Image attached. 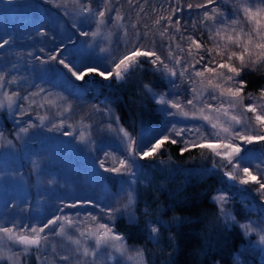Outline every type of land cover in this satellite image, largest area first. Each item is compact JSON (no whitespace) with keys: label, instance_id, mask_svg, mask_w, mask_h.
Wrapping results in <instances>:
<instances>
[{"label":"snow or ice","instance_id":"6c2138e0","mask_svg":"<svg viewBox=\"0 0 264 264\" xmlns=\"http://www.w3.org/2000/svg\"><path fill=\"white\" fill-rule=\"evenodd\" d=\"M13 0H6V3L11 4ZM131 0H129V3ZM216 3V0H206L205 3H187V9H205L203 14L197 13L199 24L208 32V43L202 42L203 33L200 38H197L193 33L197 31L198 25L193 19L191 23V31L187 22L181 26V18L174 16L177 12L183 11L179 7L177 0V8L173 9L167 17L161 15L154 23L160 25L161 21H166L167 26L158 33L163 40L168 37L169 42H161L159 49L156 47V41L153 39L151 47H145L143 40L148 39L150 32L143 33L137 31L133 33L134 41H129L125 46V51L120 57L113 60L111 67H104L101 70L100 64L85 65L79 69L72 62H67L65 58L60 57L59 53L50 54L49 61L63 65L65 69L77 81H84L86 77L98 75L105 80H111L113 77L116 80L124 81L131 73L141 68L146 62L152 66L155 72L161 73L167 79L170 85L168 92L156 93L145 84L144 89L152 95L156 103L161 107V111L166 116L181 117L185 120L200 121L201 123L194 124L190 127L177 128L175 124L164 129L159 135L152 140L145 142L144 140L137 141L132 134L123 127L111 129L118 135H121V141L124 145L123 152L125 155L117 158L113 156L112 166L105 167L103 161L100 162V167L108 173H113L118 176H127L132 179L125 181L129 184V189L125 191L127 203L121 207L126 211L135 204V189L132 185L138 173L142 172V167L137 164V159L148 160L155 159L160 153L163 145L166 142L183 145L181 152H188L193 148L207 150L211 155L220 157L223 164L222 168H229L224 175L231 181L239 185L255 184V191L264 199V182L258 179L250 170L252 160L257 157V153L253 149H247L244 146L252 145L253 143L264 142V88L259 91V96H254L252 93H247V99L250 101L245 104V92L247 81L242 78L248 71L256 70L260 65H264V0H239V7L236 12L232 13L231 21L224 13L218 11V7L209 9V5ZM223 3V0H221ZM80 11L85 13L86 23L88 19H95V31H82L80 35L91 36L93 38L100 35V28L105 24V13L113 11L111 0H102L100 10H94L90 2L82 4ZM143 11V9H141ZM242 12L243 17L250 27L245 30L243 27H237L240 23V17L236 14ZM123 20L117 10L114 16L115 22ZM208 21L213 22V26L209 27ZM75 26V25H74ZM136 26L133 25V28ZM147 27V26H145ZM183 27V31H182ZM169 28L174 29V32L169 33ZM187 33V35H185ZM124 34L128 35V30L124 29ZM180 35V42H176V35ZM10 44V39L5 36L0 40V49ZM210 45V46H209ZM166 50V55L163 57L158 54V51ZM100 51L105 52L107 49L101 48ZM145 58V59H141ZM48 61H43L47 63ZM15 77L11 83H15ZM181 85H187L183 93L178 89ZM6 87L5 76L0 74V89ZM43 89L34 93H29L28 96H21L20 93L13 92L9 95L3 93V99L0 100V107L5 106L12 109L16 99L26 100L30 96L40 95ZM187 95L186 100H182V95ZM215 101V104L212 102ZM51 104L52 101H46ZM35 103V101H30ZM43 107V104L39 105ZM99 111V106H94ZM174 109L175 111H171ZM72 105L67 104L65 111H71ZM24 113V109L20 108ZM247 113L255 114L254 117H248ZM41 122L46 117L39 118ZM114 117V120H118ZM35 124H29L28 127L20 129L21 133H28L29 127H36ZM54 128L64 127L63 122L59 125H54ZM111 128V125H109ZM52 130V129H49ZM72 135L71 132L64 133ZM19 137V133L17 134ZM193 135L195 138H193ZM179 137L178 141L176 138ZM81 143L90 144L91 134L85 135L84 132L79 134ZM11 144V141L8 142ZM243 153V155H242ZM5 155L0 153V157ZM259 158L264 163V154H259ZM32 167L39 174L41 171L40 162L33 160ZM247 166H241L242 164ZM214 167H216L214 163ZM257 173L264 176V169L260 165H255ZM39 179V175H38ZM229 197L227 190L218 193L213 197V200L220 205V211L225 220H235L224 210V205L227 204ZM91 203V201H89ZM118 200H113L106 204L102 212L107 216L108 222H102L103 217L98 218L95 215L89 214L86 217L88 223L80 226V221L73 216L67 214L60 216L55 215L47 219L42 224L29 226L27 223L18 224L15 220L11 222V226L0 225V241H7L10 245L18 248L17 252L12 255H6L0 252V260L10 261L11 264H19L18 257L35 249L39 252L42 248H51L56 252L55 245L51 244L50 236H60L67 239L70 245H74L70 249L69 255H61L59 258L66 262H71L73 255H79L85 258L91 257L92 260H78L77 264H94L98 250L101 248L110 247L117 253L125 255L128 252L125 236L122 233L115 231L113 223L116 214L123 215L121 207H117ZM7 204V201H5ZM65 207H77L76 203L65 205ZM62 211V209H60ZM76 217L79 214H75ZM130 223H135L137 217L134 212H127ZM240 227L247 235L255 229L251 222L242 224ZM72 229L78 236L75 238L70 234ZM47 230V231H46ZM264 231V229H262ZM159 229L151 227L149 238L155 239ZM261 242H264V235L259 237ZM91 241V246L87 243ZM143 261V251L137 249L136 259ZM44 264H48V258L44 257ZM54 264V262H53ZM119 264V261H117Z\"/></svg>","mask_w":264,"mask_h":264},{"label":"rangeland","instance_id":"374dc122","mask_svg":"<svg viewBox=\"0 0 264 264\" xmlns=\"http://www.w3.org/2000/svg\"><path fill=\"white\" fill-rule=\"evenodd\" d=\"M41 1L42 3L39 4L33 0H13L9 4L6 3V0H0L1 35H5L10 39V44L0 49V74L5 76L6 81V87L0 89V100L3 99L4 92L11 95L13 92L18 91L21 96H28L29 93L43 89L40 95L30 96L29 99L22 101L16 99L12 109L7 107L6 101L5 106L0 107V109H5L8 124H10L12 129L10 131L8 127L3 128L0 122V153L5 154L0 157V225L11 226V222L15 220L18 224L27 223L32 226L42 224L55 215L63 216L65 214L77 218L81 222V227L88 223L86 217L89 214L98 218L103 217L102 222H108L107 216L101 209L113 200L116 189L117 193L120 194V186H125L126 176H117L113 181L116 182L118 187L112 189L109 188L110 183L106 180L101 182L100 180H95L92 176L89 178L81 177L79 171L75 169V154L69 153L65 156L64 154L68 150L64 153L61 152V148H64L65 145L71 146V148L73 147L77 150L76 156L91 160L95 158V149L98 145L110 146L114 150L110 151L107 150L108 147H105V149L107 148L105 151L102 148L105 152H101L100 157L96 161L97 165H100V162L103 161L105 167L112 166L113 156L119 158L125 155L121 135L111 130L121 127L120 123L110 115L109 109L103 110L99 105L86 98L70 96L66 89L62 87V83H60L61 78L66 79L68 77L67 73L63 72V67H59L55 61L48 60L49 55L54 53L60 54L58 58L66 57V54L58 52V44L66 42L71 37L74 29L70 28V24L75 25L77 28H92L93 24L88 21L82 23L86 14L78 8L79 0ZM71 3L75 5H71ZM79 7L81 8V6ZM212 7H218V11L228 16L230 22L232 13L236 12L239 7V0H223V3H221V0H216V3L210 5L209 9ZM38 13H44L47 16L46 28L44 27L45 29L42 31L33 34L35 15ZM236 14L241 18L237 27H243L247 30L250 25L246 22V18L243 17V13L237 12ZM207 23L209 27L213 26L212 21ZM107 33L109 34L110 32H105V36L101 35L100 37L105 38L108 36ZM38 35H44L45 46L40 48V51H42L41 55H34V42ZM120 36L123 41L131 38L124 33H121ZM127 44L118 46L111 43V45L107 46L109 50L107 49L105 58L109 62L108 64L112 66L113 60L119 57L117 51L125 49L123 45ZM93 55L98 59L97 50L93 52ZM43 61L48 62L43 63ZM13 77H15V83H11ZM186 87L187 85H181L178 91L183 93ZM169 90L170 85L167 81L166 87L159 93L168 92ZM180 98L186 100L188 97L185 94ZM30 101H35V103H30ZM46 101H52V103L49 104ZM68 103L72 105L71 111H65ZM212 103L215 104V101ZM248 103L245 102V104ZM40 104L44 106L40 107ZM94 106H99L100 110L97 111ZM161 107L156 105L157 111L162 113L165 119L163 123L158 125L156 129L153 126L143 129L139 133L137 141L144 140L147 142L152 140L164 129L168 128L170 130V125L172 124H175L177 128H181L201 123L200 121L185 120L181 117L166 116L160 110ZM20 108L25 110L24 113L20 111ZM171 111L175 110L172 109ZM254 115L253 113H247L250 118L254 117ZM40 117H46V119L41 122ZM86 118L93 120L90 128H88V124H84ZM61 122H63L64 127H53L61 124ZM29 124L37 126L29 127L27 134L21 133L20 129L28 127ZM109 125H111V128H109ZM75 128H78V130ZM66 132L73 134L65 135L64 133ZM81 132H84L85 135L91 134L90 144L80 142L79 134ZM193 138H195L194 135ZM176 139L180 140L179 137ZM9 141H11V144L8 143ZM29 146L34 147L31 152L28 151ZM20 152L25 155L26 163L32 166L31 162L37 160L41 165L39 174L33 169L37 195L34 199V206L31 208L26 207L29 192L27 191L26 193L24 189L29 185L28 170L24 168L23 157ZM254 152L258 155L252 160L253 166L250 170L254 175H257L258 179L264 182V176L258 175L255 167V165L259 164L260 168L264 169V163L259 158V154H264V150ZM241 166H247V164L245 163ZM98 170L104 171L101 167ZM105 173L108 174V172ZM234 184L225 182L218 186L211 198L213 199L218 193L227 190L229 199L227 204L224 205V210L234 216L235 220L226 221L221 213L223 219L229 223V226L238 225L240 229H242L240 225L251 222L252 227L255 229L247 235L242 229L246 236V241L240 245L237 253L238 264H264V242L259 239L260 235H264V231H262L264 229V199L255 191L257 185H242L243 192H237L232 187H237L239 184L235 182ZM247 186H250L251 190L247 189ZM40 192L43 193L48 202L41 203ZM5 201H7V204H5ZM73 203H76L77 207H65V205ZM75 214H79V216L76 217ZM69 232L74 238L78 236V233L72 229ZM49 239L51 244L55 245L56 252H53L51 248H46L48 264H53V262L54 264H77L78 260H92L91 257L85 258L73 255L71 262L63 261L59 257L61 255H69L70 249L74 245H70L66 238L60 236H50ZM0 242L1 246L5 241ZM87 243L91 246V241H87ZM127 248L128 252L125 255L117 253L110 247L101 248L98 250L94 264H117V261H119V264H142L139 258L129 259V257H135L137 247L127 246ZM3 251L6 255H12L18 251V248L7 242ZM23 255L18 257L19 264H23ZM3 262L11 264L7 260H2V264ZM38 264H44V260Z\"/></svg>","mask_w":264,"mask_h":264},{"label":"trees","instance_id":"16d2710c","mask_svg":"<svg viewBox=\"0 0 264 264\" xmlns=\"http://www.w3.org/2000/svg\"><path fill=\"white\" fill-rule=\"evenodd\" d=\"M33 1L42 3L41 0ZM89 2L94 10H100L102 0H79V6ZM205 2L206 0H179V7L183 11L177 12L174 19L180 17L181 26L187 22L189 31H191V23L195 19L198 28L193 34L200 38V34L203 33L202 42L207 44L208 32L199 24L197 18V13L200 14L205 9L193 8L189 10L186 7L187 3L195 5ZM177 6V0H131L130 3L129 0H111L113 11L105 13V24L101 26L99 36L93 38L80 35L82 31H95V19L87 20L93 24L92 28H77L70 24V28L74 29V32L66 42L58 44V52L66 54V63L72 62L77 69L85 65L100 64L101 70H103L104 67H111L105 58L107 55L105 53L109 50L107 46L111 43L120 46V44L134 41L133 33L137 31L150 32L149 38L143 40L145 47H151L154 39L156 47L159 49L161 42L165 44L169 42L167 36L161 40L158 35L167 26V22L161 21L160 25H156L154 21L161 15L167 17ZM41 7L43 6L41 5ZM117 10L123 16V20L118 23L114 21ZM46 18L44 13L35 15L33 34L46 28ZM133 25L136 27L133 28ZM125 28L129 33L127 36L131 38L123 41L120 39V34L124 33ZM105 32L110 33H107L108 36L105 38H101V35L105 36ZM172 32L174 29L169 28V33ZM4 36L0 31V40ZM176 42H180L179 34L176 35ZM34 43V55H41L40 48L45 46L44 35H38ZM125 46L123 45V47ZM93 48L97 50L98 59L93 55L95 52ZM101 48L108 50L98 51ZM124 51L125 49L117 51L118 56L120 57ZM158 54L163 57L166 55V50L158 51ZM58 65L63 67V72L68 75L66 79L61 78L60 83L70 96L86 98L99 105L103 110L109 109L110 115L118 117L120 126L129 131L135 139L146 127L153 126L156 129L165 120L163 114L157 111L156 105L158 104L155 99L143 87L148 84L154 92L159 93L167 85V79L161 73L155 72L150 64L145 62L141 68L131 73L124 81L116 80L114 77L111 80H105L93 74L85 78L87 82L77 81L63 65ZM242 78L247 81V87L244 89L246 96L244 102H250L247 99V93L258 97L260 89L264 88V65H260L256 70L246 72ZM6 114L5 109H0L1 125L12 131ZM92 123L93 120L86 118L84 124H88V128H90ZM75 129L78 130V128ZM105 147H108L107 150H114L104 144L98 145L95 149V158L91 160L76 156L77 150L68 145L61 148V152L66 153L68 150L64 154L65 156L69 153L75 154V169L79 171L81 177L92 176L101 182L106 180L110 183V189L117 188L118 186L113 180L118 175L98 170L100 165H97L96 160L100 157L101 152L106 151ZM182 147L183 145L179 142L177 144L166 142L155 159H137V164L142 167V172L138 173L132 185L135 189V204L126 211L121 207L127 203L126 193L122 189L128 190V183H125V186H120V194L116 189L114 195V198L119 202L117 207H121V212L124 213L115 215L113 220L115 231L124 234L128 247L135 246L143 251L142 264H238L236 256L240 245L246 241V236L238 225L229 226V223L221 215L219 204L211 198L218 186L225 182L234 184L224 175L225 171L230 170V166L229 168L220 167L223 164L220 157L211 155L207 150L193 148L182 153ZM244 147L246 150L250 148L254 151H262L264 142ZM33 148V146H29L28 151L31 152ZM20 154L23 157L24 168L28 170L29 185L24 189L26 193L29 192L26 207L31 208L34 206V199L37 195V187L34 182L35 173L32 166L26 163L25 155L21 152ZM214 163L216 167H214ZM126 179L132 178L126 176ZM232 188H235L237 192H243L242 185ZM247 189L251 190V187L247 186ZM39 197L41 203L48 202L43 193ZM127 212L135 213L137 217L135 223L129 222ZM151 227L159 229L155 239L149 238ZM6 244L7 241L2 243L0 252H4ZM46 253V248H42L39 252L33 249L23 255V264H38L44 260ZM0 264H2V260ZM3 264L5 263L3 262Z\"/></svg>","mask_w":264,"mask_h":264}]
</instances>
